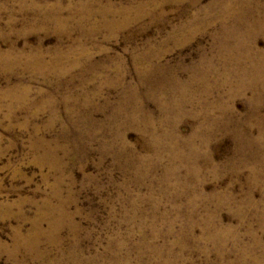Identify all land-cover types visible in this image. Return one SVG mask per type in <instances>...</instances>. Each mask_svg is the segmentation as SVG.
<instances>
[{
	"label": "rangeland",
	"instance_id": "obj_1",
	"mask_svg": "<svg viewBox=\"0 0 264 264\" xmlns=\"http://www.w3.org/2000/svg\"><path fill=\"white\" fill-rule=\"evenodd\" d=\"M0 264H264V0H0Z\"/></svg>",
	"mask_w": 264,
	"mask_h": 264
},
{
	"label": "bare ground",
	"instance_id": "obj_2",
	"mask_svg": "<svg viewBox=\"0 0 264 264\" xmlns=\"http://www.w3.org/2000/svg\"><path fill=\"white\" fill-rule=\"evenodd\" d=\"M174 3V2H173Z\"/></svg>",
	"mask_w": 264,
	"mask_h": 264
}]
</instances>
